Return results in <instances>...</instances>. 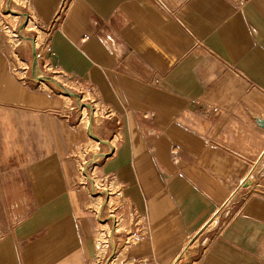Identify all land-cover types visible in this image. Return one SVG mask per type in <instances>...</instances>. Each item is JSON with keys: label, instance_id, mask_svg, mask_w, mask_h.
Returning a JSON list of instances; mask_svg holds the SVG:
<instances>
[{"label": "crops", "instance_id": "obj_1", "mask_svg": "<svg viewBox=\"0 0 264 264\" xmlns=\"http://www.w3.org/2000/svg\"><path fill=\"white\" fill-rule=\"evenodd\" d=\"M22 9L15 28L29 39L14 47L0 29V264H91L97 250L73 157L91 131L35 76L47 42L52 69L112 110L100 136L117 144L97 169L136 232L123 263L264 264V195L232 198L253 170L264 191V0ZM193 238L197 251L177 263Z\"/></svg>", "mask_w": 264, "mask_h": 264}, {"label": "rangeland", "instance_id": "obj_2", "mask_svg": "<svg viewBox=\"0 0 264 264\" xmlns=\"http://www.w3.org/2000/svg\"><path fill=\"white\" fill-rule=\"evenodd\" d=\"M0 4L3 5V11L6 16V20L13 26V28H17L19 22L24 21L26 18L23 17V5L25 4V0H0ZM18 12L21 15V18H13L8 16L11 12ZM15 15V14H14ZM15 30L8 31L9 39L11 41V45L14 47L16 44L25 40L27 35L30 33H22ZM30 29V28H29ZM41 35V34H40ZM42 38V36H40ZM24 67H27L24 65ZM41 71L39 73L40 77L43 78H53L55 80L52 82H43L41 86L46 91H54V93L61 95L63 100L67 103L68 107H71V119L73 123L82 128L88 129L90 134L87 136V139L84 143L78 145L73 152V157L78 159L79 162V173L82 178L83 184L82 186L86 188L88 195L87 208L93 214V217L96 219L97 230H96V253L91 260V264H112L111 261L113 258L117 256V260L113 264H124L122 258L126 253V248L128 245L133 243L137 236L135 235V230H130V221L127 219L124 214L125 201L123 199L122 194L120 193L119 187L112 183V178L107 176H103L99 174V170L97 167L101 162H104L108 157L111 156L112 151L114 150L117 141L115 140V146L112 147L110 142L113 141L114 137L103 139L100 134L104 125V120L109 118L107 115L106 109L101 105L96 103L97 99L91 94L86 93L85 98H83V93L80 88L71 82L70 80L64 78L60 73L50 70H43L40 67ZM23 81H27L26 74H17ZM59 84L65 87L62 88ZM40 85V84H39ZM37 84V86H39ZM70 92L75 94L76 97L70 95ZM82 96V98H81ZM68 97V99H65ZM97 104L99 122H94L93 118V108ZM83 108H87L83 111ZM95 112V109H94ZM92 118V120H91ZM89 119V127H87V120ZM92 121V122H91ZM90 127L92 129L90 130ZM97 129V133L95 130ZM96 137L99 141V144L96 143V139H92ZM101 157V158H100ZM264 158V156H263ZM254 174H256L255 170H253L249 176L245 179L244 183L251 184L254 181ZM252 177L249 179V177ZM97 177V178H96ZM98 179V185H94L93 179ZM95 188H94V187ZM105 187V188H103ZM111 188V195H109L110 190L107 188ZM239 190V189H238ZM246 190V189H244ZM245 196V192L238 193L235 192L233 195V199L239 196ZM108 196H111L112 201L108 203ZM99 197H102V200H98ZM96 210L100 217L96 216ZM101 212V213H100ZM113 214V216H112ZM119 220V224L115 223V217ZM108 224V226H106ZM117 225V226H116ZM214 225L211 224L210 227ZM198 243L196 238L190 239L186 245L185 250L181 254V257L178 259L179 261L189 259L194 251H197ZM122 253V254H121Z\"/></svg>", "mask_w": 264, "mask_h": 264}, {"label": "built area", "instance_id": "obj_3", "mask_svg": "<svg viewBox=\"0 0 264 264\" xmlns=\"http://www.w3.org/2000/svg\"><path fill=\"white\" fill-rule=\"evenodd\" d=\"M0 29L2 31H4L6 34L8 31L15 30V28H13V26L6 20V16L4 14L3 8L0 9ZM51 52H52V47H51V44L49 42L40 46L39 50L37 51V57H38V60H41V68L43 70L47 71V70L52 69V67H53V65L49 59L50 58L49 55ZM96 103L100 104V102L98 100ZM96 105L97 104H95V106ZM95 112H96V110H95ZM106 112H107V115L110 116V114L112 113V110L107 109ZM262 175H263L262 172H258L256 174H254L253 175L254 181L251 184H247V182L243 183L241 188H239V190L237 189L238 193H240L241 190L246 189L247 190V192L245 194L246 197L252 196L254 194L255 195H257V194H260V195L263 194L264 195V191H263V187H262L263 185L261 184V182L257 181V179L262 177ZM250 178H252V177L250 176L249 179ZM246 197H244V199H246Z\"/></svg>", "mask_w": 264, "mask_h": 264}, {"label": "water", "instance_id": "obj_4", "mask_svg": "<svg viewBox=\"0 0 264 264\" xmlns=\"http://www.w3.org/2000/svg\"><path fill=\"white\" fill-rule=\"evenodd\" d=\"M26 39H29V38H26ZM33 68H34V70H35V76L37 77V79H39L40 81H43V82H52V83H54L55 82V80L53 79V78H43V77H40L39 76V73H40V71H41V69H40V66H39V62H38V57H37V51H35V61H34V64H33ZM62 88H64L65 89V87L63 86V85H61V84H59ZM70 94H72L73 96H76L75 94H73V93H71L70 92ZM91 120H92V118H91ZM92 122V121H91ZM92 129V127H90V130Z\"/></svg>", "mask_w": 264, "mask_h": 264}, {"label": "bare ground", "instance_id": "obj_5", "mask_svg": "<svg viewBox=\"0 0 264 264\" xmlns=\"http://www.w3.org/2000/svg\"><path fill=\"white\" fill-rule=\"evenodd\" d=\"M70 95H72V94H70ZM73 96V95H72ZM73 97H76V96H73ZM83 98H85V96L83 97ZM94 109L96 110V112H94ZM96 114H98V111H97V106H94V108H93V118H94V120H96V119H98V116L96 115ZM96 115V116H95ZM89 119L87 120V126L89 125ZM95 138V137H94ZM96 139V138H95ZM97 178V177H96ZM96 178L95 179H93V183H94V185L95 186H97L98 185V181L96 180ZM95 188V187H94Z\"/></svg>", "mask_w": 264, "mask_h": 264}]
</instances>
